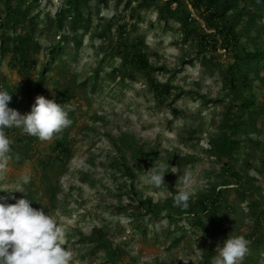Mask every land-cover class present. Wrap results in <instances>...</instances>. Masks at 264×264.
<instances>
[{
	"label": "rangeland",
	"instance_id": "374dc122",
	"mask_svg": "<svg viewBox=\"0 0 264 264\" xmlns=\"http://www.w3.org/2000/svg\"><path fill=\"white\" fill-rule=\"evenodd\" d=\"M10 6L0 0V90L21 114L67 90L72 123L46 141L5 128L0 187L59 221L72 264H211L228 234L249 241L241 264H264V58L234 76L239 55H264V0L215 2L228 37L195 0ZM140 53L148 70L131 61ZM184 172L187 208L174 204Z\"/></svg>",
	"mask_w": 264,
	"mask_h": 264
},
{
	"label": "clouds",
	"instance_id": "9594fccd",
	"mask_svg": "<svg viewBox=\"0 0 264 264\" xmlns=\"http://www.w3.org/2000/svg\"><path fill=\"white\" fill-rule=\"evenodd\" d=\"M12 94L0 90V167L10 152L11 140L5 128H21L25 133L41 141L50 140L54 134L71 125V104H61L55 99L38 95L31 111L21 114L10 107ZM166 165L156 164L148 169V182L155 188L165 186ZM175 171V166L174 170ZM183 187L174 196L177 207H189L195 196L191 172H184L179 180ZM15 191L25 195L17 198ZM0 264H72L73 254L65 246V229L59 221L43 208L32 206L26 193L20 188L0 187ZM9 198L15 203H8ZM249 241L243 234H228L215 249L211 264H241L248 252Z\"/></svg>",
	"mask_w": 264,
	"mask_h": 264
},
{
	"label": "trees",
	"instance_id": "16d2710c",
	"mask_svg": "<svg viewBox=\"0 0 264 264\" xmlns=\"http://www.w3.org/2000/svg\"><path fill=\"white\" fill-rule=\"evenodd\" d=\"M106 1V0H105ZM176 1H179V0H176ZM196 1V5L197 6H202L204 5L205 8H206V11L208 13V20L211 24L210 26L211 27H215L216 29H219L221 32H223L224 34L227 35V37L229 35H231L232 33V28L231 27H228V26H222L221 25V20L224 19V12L222 11L221 7H214V4L217 0H195ZM6 2V7L10 8V2L11 0H5ZM73 3V2H71ZM77 5V3H74V6L72 9H78V7H75ZM78 6V5H77ZM66 12V9H62L60 13H65ZM65 15V14H64ZM61 16V14H60ZM59 16V17H60ZM79 17H80V13H79ZM58 23H61V26L60 27H63V24H62V20L60 21V19H58L57 21ZM206 43H210L209 41H206ZM213 42L211 41V46H212ZM62 46L61 45H58L54 48V50H61ZM7 50V48H5ZM246 55L245 56H242V55H239V69L237 71V74H235V78H237L238 80H241V81H244L246 82L247 80V77H248V73H249V70L247 67H249V64L251 63H257V66L261 65L260 62H259V59H262L264 58V55L262 54L261 56H257V55H254V54H251L249 52H246L245 53ZM131 61L136 63L137 65H139L143 70H148L149 68V61L148 59L146 58V56L144 54H135L134 56L131 57ZM263 61V59H262ZM17 63V62H15ZM33 61L29 60V59H23L22 62H18V64L20 65V68L21 69H28V67H31L33 65ZM45 75L46 73H42V83H43V80L45 79ZM11 88L10 90H7L9 92H11ZM53 99H55L58 103H61L62 105L63 104H68L70 99H71V95L70 93L65 90L61 93H59L58 95H56ZM63 145L62 143H59V145Z\"/></svg>",
	"mask_w": 264,
	"mask_h": 264
}]
</instances>
